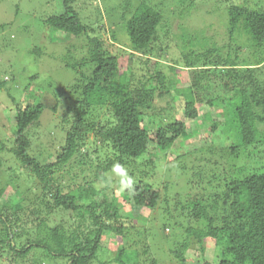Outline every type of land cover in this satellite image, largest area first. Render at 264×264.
Masks as SVG:
<instances>
[{"label": "trees", "instance_id": "1", "mask_svg": "<svg viewBox=\"0 0 264 264\" xmlns=\"http://www.w3.org/2000/svg\"><path fill=\"white\" fill-rule=\"evenodd\" d=\"M207 1L162 0L159 7L152 0H65L66 11L46 19L53 32L71 39L62 60L76 75L68 87L54 90L42 82L40 98L32 103L23 101L37 75L27 89L15 90L23 98L5 93L1 109L15 120L4 114L0 119L1 261L191 264L186 257L191 251L197 256L193 264H264V4L211 0L214 4L206 7ZM171 48L181 55L176 64L187 70L185 80L178 79L177 66L161 63ZM135 60L146 67L140 76L130 68ZM164 66L170 76L161 71ZM43 91L56 97L52 130L41 125ZM169 97L167 106H156L160 115H178L173 102L181 98L185 120L145 124L155 99ZM212 110L222 120H214ZM199 117L203 129L210 123L213 144L178 153L175 145L199 132L188 131L187 119ZM171 154L177 158L171 160ZM115 163L137 182L132 191H120L113 177L100 185ZM16 166L33 179L32 187L21 188L7 176L5 170L14 173ZM160 172L166 181L155 186ZM8 189L14 192L5 200ZM122 199L134 219L130 211L124 213ZM27 209L36 215L45 210L47 216L60 211L70 220L51 228L49 245L33 239L32 228L15 229ZM109 232L122 242L114 260L104 261L100 252ZM208 241L215 243L211 258H205ZM159 243L169 251L166 263L162 253H155Z\"/></svg>", "mask_w": 264, "mask_h": 264}, {"label": "rangeland", "instance_id": "2", "mask_svg": "<svg viewBox=\"0 0 264 264\" xmlns=\"http://www.w3.org/2000/svg\"><path fill=\"white\" fill-rule=\"evenodd\" d=\"M64 1L65 0H0V83L4 84L3 85L4 88L0 90V109L3 107V102L7 101V94L5 93H10V95H13L17 99L23 98V95L15 93V90L18 88H26V84H28V80L30 79V77L34 75H37L38 77L34 82L30 81V84L27 87L29 88V91L26 92L28 97L27 100L23 101V103H32L40 98L41 95L40 92H42V90L40 89L38 91L37 89L42 87L41 84L42 82L44 84L43 87L49 88V86H52L53 87L52 90H54L59 85L68 87L73 82V77L76 74H74L72 70L66 68L62 60V57L63 55H65L66 47L68 45L67 42H69L71 39L69 40L68 38L62 36L58 32H53L48 26H46L45 23L48 17L53 15H61L66 11L64 7ZM88 1L91 3L92 0H88ZM115 1L116 3L124 2V0H115ZM152 1H153L152 3L160 7L162 0H152ZM212 1L211 0L207 1L209 2V4L206 7L211 6V3L214 4ZM221 1L224 2V0ZM235 1L237 3H240L243 2L244 0H235ZM248 2L251 6H254L256 4L262 6L264 4L261 3V0H248ZM96 3L99 2H93V4ZM175 23H179V20H175ZM1 26L3 27L1 28ZM108 27L109 26L107 25V33L104 34V37L108 38L109 40L110 34H108V32L111 31V28L108 31ZM215 30L218 33H222L223 31L220 30V27H215ZM34 50L40 52V58H39V54ZM245 54H246V50H245ZM180 57L181 55L179 51H177L176 48H171L168 51V55L167 54L165 55L164 57L165 59L161 60V63H163L165 66H172V67L177 66V68L180 69L177 75L178 79L185 80L188 78L187 70L185 69L183 70L182 67L177 65L178 63L176 64L177 60H180ZM165 66L161 68V71H163L167 76H170L171 71L168 67ZM130 68L138 76L142 75L146 71V67L136 62V60L135 62L131 63ZM50 97H52L51 94L44 92V98L41 100L43 101V104L46 107L45 113L41 118V125L44 124V127L47 128L48 130H52L54 128V124L56 123L53 119H51L52 115L50 112L51 108L56 102V97L54 98V95H53V99H50ZM170 100L171 97L166 98L164 100H160L158 98L155 99L154 110H152L151 112L148 111L146 113V115L144 116V120H145L144 123L147 125H149L150 123L156 125V124H164L167 121L173 119L185 120L181 98L173 102L176 107H179L178 115H173V114L171 115L168 113L166 114L163 113L162 116L160 115V111H158L156 106L158 104L167 106V103ZM9 103L10 100L6 104ZM2 109L0 110V119L4 114ZM105 110H109V109L106 108ZM212 113L214 115V120H222L216 116L215 110H212ZM4 115L8 117L10 115L9 118L11 120V123L14 122L15 120L14 116H12L9 113H5ZM101 116L102 119L105 121L106 119H104V116L102 114ZM200 119L201 117H199L197 120L187 119L186 124L188 127V131L193 132L194 130L199 129V132L195 135L194 139H185L183 142L177 143L175 145V150L178 153L182 154L184 152L185 153L194 152L199 148L208 147L211 144H213L214 133L210 128L211 127L210 123L204 121L205 123L203 129L202 126H199V122L201 121ZM0 130H2V128H0ZM152 130H154V126ZM192 154H193V156H191L193 157L192 160L193 159L196 160L197 154L195 153ZM169 158H171V160H175L177 158V155L171 154L169 155ZM250 158L253 159L252 156ZM46 159L50 162L55 161V158L53 156H49ZM243 159L244 157L242 158V160ZM250 161H251L250 159L245 160L246 164H248ZM253 161L255 160L253 159ZM8 162L9 165H11V161ZM5 171L7 176L10 175L15 180V184L20 185L21 188H25V187L30 188L33 186L31 185L33 179L29 178L30 180L29 181L27 176L23 175L25 171H23L21 168H18V166L14 168V173L12 170L9 171L8 169H6ZM16 173H19L18 178H15ZM159 175L160 176H158L159 177L158 181H155L156 180L155 178L152 179L151 181V182L155 181L154 183L155 186H158L160 185V183H163V180L164 182L166 181V177H164L163 172H160ZM108 177H110L111 179L112 177L117 180L120 179L114 173L111 174L108 173ZM86 181L90 183L89 180ZM84 182L85 181L83 179H80L78 181L79 184H84ZM134 184H137V182H135ZM2 185H4V182L1 181V177H0V186ZM23 191L26 190H21V192ZM8 192L9 189L8 191L6 190L5 193L6 196L4 197L5 200L6 199L10 200L8 195L10 193H13L14 191H11L10 193ZM18 200L22 201V197H20ZM12 201L16 203L17 198L13 196ZM121 202L124 203L125 205L123 206V208H124V213L126 214V212L130 211L131 209L129 206H127L124 199H122ZM127 214L131 215V217L132 216H134V218L136 217L135 213H132L131 211ZM144 214H146V212ZM157 214L158 213H156V211L155 213H152V215L155 216ZM28 215H30V218L27 217ZM22 217L24 223H22L21 226L19 227H15V229L17 228L16 230H19L20 227L21 228L28 227V229L30 230V228H32L33 230L32 238L37 241L47 242L49 245H52L53 243L52 237L49 234L51 228L57 226L58 222L60 221L62 222V220L66 224H67V220H70L69 215L66 216L63 212L57 211V213L54 212L52 213V215L47 216L45 210L42 211V215L40 214L36 215L35 213H32V211H29V209H27V213H23ZM73 222L74 220L72 221V223ZM131 224H132L131 219H128V221L126 222V226L130 227ZM69 225H70L69 228L71 229L70 231H73L74 228H72L71 223ZM172 233L174 234V238L178 237L179 235V232L175 228L172 229ZM166 234H170V229H166ZM161 237L164 240L162 232H161ZM23 239L22 240L19 239L20 245L26 244L25 242H23ZM34 242H35L34 240H32L31 242L28 241V244ZM120 242H122V240L118 235H115L114 233H110V232L106 234L105 241L103 243L104 249L100 252L101 259L104 261L114 260L115 258L114 251L116 250L117 248L116 246ZM162 245L163 243H161V246ZM128 248L130 249V247ZM214 248H215L214 241H208L207 251H206L207 253L205 254V258L212 257L211 253H213ZM165 249L166 248H164L163 250V248L160 247V243H159V245H157L156 247L155 253H162V258L166 263L169 260L168 259L169 256L167 255L169 251ZM4 252L8 253L9 250L5 249ZM208 252L210 253L209 255ZM35 253L40 254L42 252L35 251ZM186 257L190 260L189 262L191 264H193V260H197L196 259L197 256L195 255L194 252L191 251L186 254ZM11 258L13 257H9L8 259L3 257L2 261L0 260V264H7L8 262H10ZM32 258L35 259V256L32 255ZM46 260L48 259L44 258L45 263ZM145 261H146V257L142 256L141 262H145Z\"/></svg>", "mask_w": 264, "mask_h": 264}, {"label": "clouds", "instance_id": "3", "mask_svg": "<svg viewBox=\"0 0 264 264\" xmlns=\"http://www.w3.org/2000/svg\"><path fill=\"white\" fill-rule=\"evenodd\" d=\"M111 171L112 173H114L116 176L120 178L119 179L120 191H124V190L132 191L133 190L135 181H134L133 176L129 174L128 169H126L120 163H115L113 164ZM110 179H111L110 177L108 178L107 181L102 179L100 181V185L108 183ZM100 185H96V187H99Z\"/></svg>", "mask_w": 264, "mask_h": 264}]
</instances>
